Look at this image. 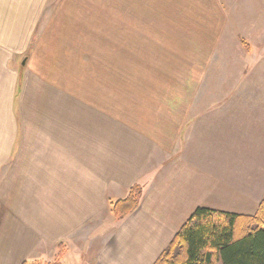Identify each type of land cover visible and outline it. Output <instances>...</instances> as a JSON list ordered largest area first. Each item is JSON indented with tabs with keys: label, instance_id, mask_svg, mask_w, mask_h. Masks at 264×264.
Segmentation results:
<instances>
[{
	"label": "crops",
	"instance_id": "crops-1",
	"mask_svg": "<svg viewBox=\"0 0 264 264\" xmlns=\"http://www.w3.org/2000/svg\"><path fill=\"white\" fill-rule=\"evenodd\" d=\"M98 3L0 0V264H53L61 245V264H155L196 209L249 216L263 200L233 210L242 191L188 126L212 97L199 92L204 55L230 28L219 0H111L130 38L89 59L61 25L87 21ZM136 184L140 207L117 221L112 205Z\"/></svg>",
	"mask_w": 264,
	"mask_h": 264
},
{
	"label": "rangeland",
	"instance_id": "rangeland-1",
	"mask_svg": "<svg viewBox=\"0 0 264 264\" xmlns=\"http://www.w3.org/2000/svg\"><path fill=\"white\" fill-rule=\"evenodd\" d=\"M98 1L97 10L87 21L80 24L69 21L61 25L68 29V24L72 26L70 35L65 37L68 44L73 47L80 44L82 55H85V48L94 51L87 53L88 58L89 55L101 56L105 51L110 55L111 51L122 53L132 29L127 11L117 14L111 0ZM219 2L230 28L219 41L216 40L215 51L204 55L210 58L199 92L212 93V97L207 96L206 101L200 103L208 109L196 110L198 116H194L188 126L192 127L191 132L194 130L190 133L195 136L194 140L201 142L200 149L206 151L205 156L215 159L216 173L223 176L226 185L230 184L233 191H242L243 195L248 193L247 202L243 195L237 200L233 193L232 209L241 211L246 205V212L254 213L252 208L257 209L256 205L264 198V0ZM119 7H122L120 2L117 9ZM47 23L51 27L61 24ZM46 39L60 38L38 37L37 42L44 43ZM199 40L201 48H205L207 42ZM37 42L33 41L32 46ZM137 43L138 48L145 50L148 62L160 67L161 61L151 51L153 45L144 38H137ZM17 60L19 58L13 60L15 66H19ZM209 70L212 73L208 76ZM59 247L57 254L63 250Z\"/></svg>",
	"mask_w": 264,
	"mask_h": 264
},
{
	"label": "trees",
	"instance_id": "trees-1",
	"mask_svg": "<svg viewBox=\"0 0 264 264\" xmlns=\"http://www.w3.org/2000/svg\"><path fill=\"white\" fill-rule=\"evenodd\" d=\"M143 197L141 184L131 187L112 205L115 219L135 212ZM63 250L54 264H61ZM155 264H264V198L253 216L196 209Z\"/></svg>",
	"mask_w": 264,
	"mask_h": 264
}]
</instances>
